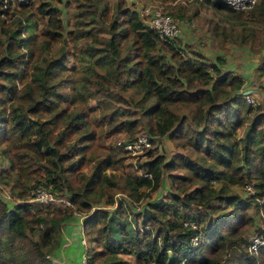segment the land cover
I'll return each mask as SVG.
<instances>
[{"label":"trees","instance_id":"16d2710c","mask_svg":"<svg viewBox=\"0 0 264 264\" xmlns=\"http://www.w3.org/2000/svg\"><path fill=\"white\" fill-rule=\"evenodd\" d=\"M204 1L232 10L222 0ZM9 5L10 0H0V154L7 162L0 180H11V197L19 201L18 189L46 184L53 193L66 192L75 211L85 212L81 227L88 242L100 246L88 248L87 264H109L103 257L98 261L103 250L108 256L134 255L146 264H264V244L249 250L250 240L238 231L250 219V206L260 218L264 213V100L255 108L242 103V77L175 37L160 40L124 1L111 6L80 0L68 30L60 9L48 2L33 12L30 0L19 9ZM249 13L259 26L241 28V39L264 49V0ZM93 31L106 35L95 37ZM126 39L131 40L127 47ZM68 41H75L79 77L94 106L62 104L63 81L55 76L66 68V50L42 56L53 43ZM85 66L104 72L88 75ZM129 88L137 95L132 103L122 94ZM176 105L188 114L175 112ZM131 106L148 118L149 134H166L196 156L177 153L164 160L147 151L138 164L142 174L128 180V195L137 199L142 185L155 189L162 170L174 187L164 200L128 211L113 197L115 182L106 172L124 151L97 140L99 132L124 131L135 138ZM249 184L245 196L233 189ZM17 201L0 197V264H53V247L46 246L58 244L56 232L68 215ZM100 201L110 207H91Z\"/></svg>","mask_w":264,"mask_h":264},{"label":"rangeland","instance_id":"374dc122","mask_svg":"<svg viewBox=\"0 0 264 264\" xmlns=\"http://www.w3.org/2000/svg\"><path fill=\"white\" fill-rule=\"evenodd\" d=\"M28 0H23L20 3L10 0L9 8L19 9L20 4L26 3ZM33 7L30 10L33 12L35 6L41 2H48L57 6L60 9V17L64 29H72L74 16L76 14V5L80 0H30ZM118 0H102L112 6L114 2ZM124 1L126 5L138 12L139 17L147 25V20L151 16L153 10H158L161 13H169L176 26H178V33L175 36L181 44L185 43L189 48L201 52L206 60L216 63L223 70H230L234 74L242 77L243 84L240 88L239 97L242 99L244 105H248L251 108H255L264 100V64L262 57L264 56V49L262 46L256 45L251 46L248 41L241 39V28L246 26H259L256 22L250 19L249 9L245 10H234L226 11L213 8L208 2L204 0H120ZM259 1V0H257ZM256 1V3H257ZM255 3V4H256ZM254 4V5H255ZM253 5V6H254ZM37 20L38 17H36ZM40 26V23L38 24ZM255 28V27H254ZM38 33V31H37ZM95 37L105 36V33L99 31L92 32ZM39 35L37 34L34 42V47L38 48ZM173 38V37H172ZM161 40V38H160ZM61 41V40H60ZM131 40L126 39L123 41V46L127 47L130 45ZM74 44L75 41L55 42L49 47L48 53H43L42 56H58L62 50H66L67 58H63V63L66 68L63 71H58L55 79H62V88L60 89L62 94L65 96L62 100V104L69 106L70 108H79L83 106H94V101L89 92V88L83 87V79L79 77V64L75 62L76 58L74 55ZM86 67V74L96 75L103 74L102 68L94 67L88 69ZM72 80V90L69 84ZM129 88L122 94L130 100L137 98ZM75 92V96H71V93ZM72 100V102L70 101ZM134 113H136L137 123L134 135L139 132H144L150 136V145L147 149H143L141 152H128L123 150V153L118 154V161L114 162L106 172L110 174L111 179L115 182L113 187V197L116 199L121 198L125 203V207L128 211L138 210L142 208L147 201L156 202L158 200H164L168 195V191L172 190L174 185L170 184L167 171L162 170L159 182L155 189L150 190L149 186H139L137 188L139 195L137 199L130 197V186L128 180L131 177L142 174L143 170L139 168L138 164L148 158L146 155L147 151H150L152 155L162 154L164 160H170L175 154H186L191 157H195L189 149L180 148L176 146L168 136H154L148 133V118L141 116L140 112L131 106ZM173 109L178 114H188V109L182 106H173ZM241 129L237 131L239 135ZM133 137L124 131L117 132L112 135H107L103 132H99L97 144L105 148L119 147L117 141H125L132 139ZM120 148V147H119ZM99 153L102 154V148L99 149ZM100 156V155H99ZM7 166L6 160L0 154V169ZM6 172V174H5ZM175 172V171H174ZM7 171L1 173V176L7 177ZM215 185V183H212ZM11 186V180H0V197L6 200L9 204L18 199H13L9 188ZM43 190L52 192L51 184L36 185ZM244 187H233L234 191L240 196L247 194V189ZM34 187H29L26 190H20L22 198L17 202H27L32 206L46 207L49 210H64L68 215L61 224L58 233V244L54 245L53 241L46 246L53 247L50 249V256L53 255L57 264H78L82 258L83 252L86 249L87 254L90 248L99 250L100 246L88 242L87 236L83 234L81 222L85 216V212H76L73 205L65 204H50V205H39L32 199L31 191ZM56 194V193H55ZM57 196L68 198V194L65 192L63 195ZM110 207L103 202H98L96 205L91 207ZM250 219H245L244 223L239 226V233L245 238L249 239L258 233L261 229L262 222L264 221L263 215L260 218V214L251 206L247 209ZM198 211H204L198 209ZM77 219V220H76ZM70 226V227H69ZM56 234L55 237L56 238ZM30 235V234H29ZM84 238L85 242L82 243L81 239ZM89 248V249H88ZM101 250V249H100ZM52 253V254H51ZM55 253V255H54ZM99 262L109 260V264H146L147 261L143 259H135L133 255L117 254L114 256H108L106 250L101 251ZM225 252H222V258H224ZM66 258V260H64ZM64 260V261H63ZM121 261V262H120ZM101 264V263H100ZM149 264H154L150 262Z\"/></svg>","mask_w":264,"mask_h":264},{"label":"built area","instance_id":"2783aa9c","mask_svg":"<svg viewBox=\"0 0 264 264\" xmlns=\"http://www.w3.org/2000/svg\"><path fill=\"white\" fill-rule=\"evenodd\" d=\"M4 2L6 0H3ZM21 2L23 0H13ZM226 5L234 10H245L252 7L257 0H222ZM147 25L157 31L158 37L161 39H170L175 37L178 33V26L173 21L169 13H161L158 10H153L151 16L147 20ZM150 136L144 132H139L135 138L127 139L125 141H117L116 144L123 150L138 153L143 149H147L150 145ZM251 184L246 185L247 191L251 192ZM31 191L32 199L39 205H50V204H65L69 205V200L66 197L57 196V194L45 191L40 187H34ZM261 230L250 238L248 244L249 250H255L258 245L264 244V222H262ZM192 240H196L195 237ZM82 243L85 242L84 238L81 239ZM87 250L85 249L82 258L78 264H87Z\"/></svg>","mask_w":264,"mask_h":264},{"label":"crops","instance_id":"0c3cea01","mask_svg":"<svg viewBox=\"0 0 264 264\" xmlns=\"http://www.w3.org/2000/svg\"><path fill=\"white\" fill-rule=\"evenodd\" d=\"M76 220H77V219H76ZM80 226H81V225H80ZM69 227H70V226H69ZM51 254H52V253H51ZM54 255H55V253H54ZM50 258H51L53 264H57V263L55 262V259L53 258V255H51ZM64 260H66V258H64ZM64 260H63V261H64Z\"/></svg>","mask_w":264,"mask_h":264}]
</instances>
